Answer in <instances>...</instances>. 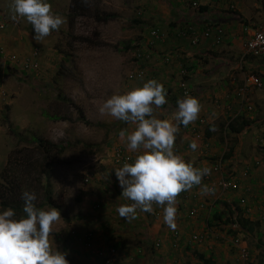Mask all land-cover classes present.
Returning <instances> with one entry per match:
<instances>
[{"label": "rangeland", "instance_id": "374dc122", "mask_svg": "<svg viewBox=\"0 0 264 264\" xmlns=\"http://www.w3.org/2000/svg\"><path fill=\"white\" fill-rule=\"evenodd\" d=\"M55 1L61 9L51 4L52 10L65 22L58 31L36 42L31 24L24 19L19 22L11 19V0H0V21L5 22V27L0 29V45H18L15 42L18 39L21 47L9 51L26 53L36 46L42 50L38 71H25L0 57V90L7 92V98L0 101V183L8 191L22 184L24 189L37 192V204L44 202L42 207L54 206L61 211L62 218L50 238L69 252L67 258L71 264H205L198 256L201 252L206 258L210 254L214 264L228 261L260 264L264 260V87L251 88L248 100L254 108L241 111L252 120L247 129L238 134L229 131L228 122L237 114L239 105L225 106L224 110L228 108L217 119L214 131L218 138L216 150L209 153L215 155L208 157L203 146L209 141L203 131L197 136L205 151L198 157H189L195 166L202 158L204 166H211L214 158L233 148V155L225 159L223 169L226 176L238 177L237 187H217L213 192L197 196L205 205L194 215L187 206L177 208L175 229L163 222L162 215L155 220V215L149 218L139 210L137 219L129 221L116 211L121 203L129 202L119 193L121 186L115 183V167L122 165L115 162L114 152L117 148L126 150V142L119 132L132 126L101 114L99 108L113 93H122L148 79H157L168 90L163 66H173L171 60H180V66L182 61L188 64L191 56L188 52L195 49L190 43L182 45L176 41L177 37L186 36L181 33L186 25L177 26V21L175 26L170 23L181 17L179 6L182 10L184 6L186 10L193 8L191 0H83L81 4L75 0ZM219 3L224 18L226 10L230 18L233 10L240 12L241 16L234 15L232 19L235 27H241L242 42L244 21L250 25L264 23V0H219ZM96 10L116 13L117 17L99 22ZM153 28H159L163 38L152 46L149 32ZM194 28L199 34L203 30L202 25ZM176 31L179 35L173 36V41L169 32ZM169 37L171 42L167 43ZM227 38L228 31L223 41ZM136 43L150 58H135ZM128 44L130 47H126ZM217 47L216 52L221 56L223 53ZM239 55H244V48L229 64L218 61L222 70H230L236 77L227 95L236 96L235 91L251 73L259 75L264 82V56L247 55L241 61L243 56L238 58ZM136 69H144L145 77L130 78L129 74ZM169 80L173 90L175 80ZM77 105L83 108L89 123L81 119ZM166 107L161 110L168 114L175 111ZM204 124L199 121L194 128L202 130L206 128ZM193 133L196 136L197 132ZM40 137L66 147L52 165L37 143ZM255 160L260 164L254 163ZM47 182L52 190L51 204L45 198ZM19 191L10 193L8 200L11 197L22 200L21 196H15ZM3 198L0 196V202ZM229 207H239L253 222L251 231L239 233L237 241L226 230L228 225L221 228L223 223L207 224L213 218L214 209L228 210ZM153 225L157 228L155 232ZM203 231L209 232L203 242L192 241L194 233ZM116 240L123 242L114 252H108L113 247L108 243ZM244 245L249 252L247 257L241 250ZM204 246H210L208 253L201 251Z\"/></svg>", "mask_w": 264, "mask_h": 264}, {"label": "clouds", "instance_id": "9594fccd", "mask_svg": "<svg viewBox=\"0 0 264 264\" xmlns=\"http://www.w3.org/2000/svg\"><path fill=\"white\" fill-rule=\"evenodd\" d=\"M11 13L13 21L24 19L32 25V38L36 42H42L52 32L58 31L65 22L52 10L50 0H11ZM0 23L5 27V22ZM159 32L161 38L156 41L163 38L160 29ZM167 97L164 85L152 78L122 93H113L104 100L99 111L132 126L119 132L126 142V150L132 155L122 166L115 167L122 196L131 203L121 204L116 209L117 213L132 221L137 219L138 210L151 213L155 205L162 209L163 222L175 229L178 195L195 191L199 186L205 194L214 188L202 184L203 179L211 175L212 168L195 166L175 149L181 126L187 127L199 118L202 110L199 98L185 93L183 98L177 99L175 111L168 114L161 110L168 102ZM189 147L196 151L198 143L193 140ZM223 155L220 157L225 166ZM257 161L254 163L258 165ZM191 194L195 196V193ZM21 199V211L13 206L0 207V264H71L67 258L69 252L62 250L55 239L50 238L62 218L61 211L54 206H39L38 194L34 190H22ZM194 202L203 201L195 199ZM157 244L159 246L160 242Z\"/></svg>", "mask_w": 264, "mask_h": 264}, {"label": "crops", "instance_id": "0c3cea01", "mask_svg": "<svg viewBox=\"0 0 264 264\" xmlns=\"http://www.w3.org/2000/svg\"><path fill=\"white\" fill-rule=\"evenodd\" d=\"M50 3L55 4L54 8L61 9L59 4L55 0H50ZM201 3L203 5V7H205L204 10L202 9L203 10L202 14L198 13V11L195 8L186 10L185 6H184L183 10H182L181 6H179L177 8V10H181V12H182L181 17H179L177 20H174L173 15L170 14L172 16V19H173L172 22H170V23H171V25H174V26L176 25V21H177V24H178L177 26H181V25L184 26V25H186L185 23H189V24L193 25L194 27H196L197 25H202V29H203L207 23L211 22L212 20L215 21V19H217L218 21L223 20L226 23V27H227V31H228V38L226 39V41L219 43V45L214 43V41L210 38H201L199 40L198 44H192L191 41L189 40L190 44L195 46V49L193 50V52H191V51L188 52L189 54H191V56H190V59L189 58L187 59V62L189 61L188 65L196 64V67H193L192 71L189 72V78L187 80H188V84H189L190 90H191L190 95H192V96L195 95V97L199 98L201 105H202V110H201V113L199 115V118L195 122L190 123L187 127L181 126L180 132L177 134V139H176L177 143L175 142V149L178 153L184 155L185 158L188 160H189L190 156L193 158L198 157L199 155H201V153H203V151H205L201 148L202 144L200 143L201 142L200 137L197 136L199 133L201 134L203 131H205L206 139L209 141L206 146H203L206 149V152L209 154V153H212L216 150L215 146L218 142L217 141L218 138H217V135L215 134L214 131L217 129V127H216L217 119H221L220 115L222 113L226 112L225 110H227V108L230 106V104L233 103L234 106L237 107V105H235V103H237L236 102V100H237L236 96L234 94L233 95H231V94L227 95L229 88H230V84L235 82L236 77L232 76V73L230 72V70H222L221 67L216 68L217 62L222 59V61L224 63L226 62L227 64H229V62L232 60V58L238 56V53L241 51V49L243 50V48H244V34H243V42H242L241 27L239 25H237L235 27L234 20L232 19L234 16H232V18H230L227 10L223 14V15H225V18L222 17V13H221L222 7L220 6L221 4L219 3V0H201ZM177 5H179V4L177 3ZM173 7L174 8H172V9H175V6H173ZM165 17H167V14H165ZM189 17H191L193 20L190 19ZM232 20H233V22H232ZM202 31H200V32H202ZM169 33L171 34L173 41H175L173 36L179 35V31H176V33H174V32H169ZM166 34H167V32H166ZM195 34L200 35L201 33L199 34L196 31ZM176 41L180 42V44H182V45H186L187 43H189L188 41L186 43V41L184 39H180L178 37H177ZM15 42H18V45H11L10 46L9 44L8 45L3 44L0 46H4V47L8 48L9 50L20 48L22 45V42L18 39H15ZM166 42L167 43L171 42L170 37L168 38V40ZM216 45H218L220 47L221 52L223 53L220 56L216 52L217 59L214 58L212 55H208L205 58V60L199 56L201 53H206V51H208V50H215L216 51L218 49V47H216ZM30 50H28V51H30ZM161 51H162V49H161ZM18 53H22V52H18ZM226 54H227V56H226ZM225 56H226V58L224 59ZM240 56L242 57L243 55H239L238 58H240ZM173 57L174 56H172V58ZM174 59H175V57H174ZM171 63H173V66L165 64L163 66V69H162L163 73L165 74L164 76H166V78H164L165 81H168V83H169V81H170L169 79L175 80V84L173 83V87H174L173 90H172V87L168 83L166 84L168 87L167 100H168V98H169V100H168L167 104H165L164 106L166 107V105H168L166 107L167 109L174 110L177 107V104H176L177 99L183 97L182 92H181V95L179 94L180 93V87H178V85H179L178 81H180V73H181L180 69L182 67V64L180 66V60H176V61L171 60ZM223 71H225L224 74H222ZM231 96H232V99L230 100ZM164 106H162V108H164ZM170 106H172V108ZM225 106H228V107H226L224 110ZM171 113H172V111H171ZM202 118L205 120L206 128L203 127L202 130L198 126H197L198 128H196V127L194 128L195 124H198L200 119H202ZM199 126H202V125H199ZM193 131L197 132L196 136H193V134H194ZM193 140H195L198 143V149L196 151H192L189 147V144ZM210 155L213 156L215 154H213V155L209 154L208 157ZM204 156L205 155L203 154V157ZM1 157H2V155L0 154V158ZM203 161H204V158H202V160L198 161L196 166L203 167L205 165V162H203ZM112 175H113V173H112ZM114 178H115L116 185H120L116 176H114ZM201 187L202 186H199L198 189L195 191L181 192L177 197V200H179V202H178L179 205H177V208H179V207L182 208L184 205V207L187 206L190 209V207L193 204L192 202H194L195 199H198V197H201V194L203 193L201 191ZM120 192L121 191H119V193ZM191 193H195V196L192 195ZM128 202L131 203V201H128ZM180 203H183V204H180ZM121 204H123V203H121ZM144 213L146 216H149V218L154 217V215H155V218H156L155 220H157V217L162 215V209L154 205L153 214H152V212L151 213L144 212ZM135 225H136V223H135ZM154 228L157 229L156 225H153V227H152L153 231L155 232ZM156 232H158V231H156ZM209 247L210 246H204L203 250H201V251H205V250L207 251L209 249ZM201 253L204 254V252H201ZM207 253H208V251H207ZM207 253H205V254H207ZM209 257H210V254L208 255V258ZM210 258H212V256ZM212 261L214 262L213 258H212ZM226 264H230V262L228 261Z\"/></svg>", "mask_w": 264, "mask_h": 264}, {"label": "built area", "instance_id": "2783aa9c", "mask_svg": "<svg viewBox=\"0 0 264 264\" xmlns=\"http://www.w3.org/2000/svg\"><path fill=\"white\" fill-rule=\"evenodd\" d=\"M191 4L193 8H198L201 5V0H191ZM0 28H4V23H0ZM188 32L192 33V44H198L201 38H214L215 42L221 43L224 40V30L221 26H214V27H206L201 32L200 35L195 34L196 29L193 26H189L187 29L182 30L181 33L183 35H187ZM161 38V34L158 28H153L150 30V41L149 43L153 46L157 39ZM41 53L42 50L40 47L36 46L32 48L30 51L26 53H17L9 51L7 48L1 46L0 47V56L5 59V62H9L12 65H16L25 71H38L40 66L41 60ZM244 55L248 56H264V23L250 25L247 24L244 27ZM135 58L138 60H146L150 58L149 54L142 50V47H137L135 51ZM188 69L182 67L181 68V80H180V87L182 89L183 95L185 93L191 94L190 88L188 87L187 81L185 80V76L188 75ZM146 72L144 69H136L129 74V77L132 79H141L144 78ZM252 87L262 88L264 87V82L262 78L257 75L256 73H251L246 76L243 85H241L236 91V99L237 104L239 105V109L236 115L244 109L253 110L254 106L248 100V94ZM7 93L1 92L0 99L6 98ZM235 115V116H236ZM200 123H205V120L202 118L200 119ZM129 152L122 148H117L114 152V159L118 165H122L126 160H128L129 156H131ZM259 164L260 162L257 161ZM212 168V173L210 176H206L202 184H207L209 187L214 188V191L217 187L228 189V188H235L238 184V179L236 177H227L224 174V163L223 159L217 158L213 161L210 166ZM217 176V177H216ZM88 181V178L86 179ZM196 186L193 187L194 190ZM213 192V191H212ZM244 201H246L244 199ZM205 202L197 203L191 207L190 214L194 215L198 212L199 208L204 207ZM264 207V202L262 204ZM249 210V209H248ZM209 232L204 233H194L192 235V241L194 242H203ZM236 239V238H235ZM238 240V237L236 241ZM158 245V244H157ZM242 253L244 257L248 256L247 247L244 245L241 247ZM115 249L111 248L108 252H114Z\"/></svg>", "mask_w": 264, "mask_h": 264}, {"label": "trees", "instance_id": "16d2710c", "mask_svg": "<svg viewBox=\"0 0 264 264\" xmlns=\"http://www.w3.org/2000/svg\"><path fill=\"white\" fill-rule=\"evenodd\" d=\"M75 2H77L78 4H81L83 2V0H75ZM204 8L205 7H203V5L201 4L198 8H195V9L198 11V13L202 14V11L204 10ZM232 12H233V16L234 15L241 16L240 12H236V9L233 10ZM95 16H96V20L97 21H99V22H107V21H110L112 19H115L117 17V14L116 13H112V12H106L104 10H96ZM247 24H248V22L244 21V25H247ZM215 25L216 26H221L223 28V30H224V36H226V32H227L226 24L223 23L222 21H218L217 19H215V21L212 20L211 22L207 23L204 26V28H206L208 26L214 27ZM189 26H193V25H191L189 23H186V26H185L184 30L187 29ZM204 28H203V30H204ZM179 38L180 39H184L186 41V43L189 40L192 43V33L191 32H188L185 37L182 36V37H179ZM210 39H212L214 41V43L219 45V43L215 42L213 37L210 38ZM190 41H189V43H190ZM129 45L130 44H128V46H126V47H130ZM135 45L141 47V45L138 44V43H136ZM218 45H216V47ZM216 51L215 50H208V51H206V53H201L199 56L202 59H204V60H205V58L208 55H212L214 58L217 59ZM246 56L247 55H243L241 61ZM182 66L184 68H187L189 70V72H190V71H192L193 67H196V64L188 65L186 63V61H182ZM220 66H221V63L217 62L216 68H219ZM189 72H188V75L185 76V80L187 81V84H188V80L187 79L189 78ZM188 87L190 88L189 84H188ZM180 90L182 92L181 88H180ZM182 94H183V92H182ZM180 95H181V93H180ZM77 110H78L79 114L82 117L81 119H84L83 120L84 122L89 123V120L85 118L83 108L81 106L77 105ZM54 117H55V119H59L60 118V117H57V116H54ZM251 121L252 120H249L243 114H241V112H239L238 115L232 116L230 118V120L228 122L229 131L231 133H235V134L241 133L243 130H245V129H247L249 127V125L251 124ZM36 140H37V143H38L39 147L42 148V150L44 151V154H45L47 160H51V161H48V163L50 165L54 164L53 162H56L57 159L59 158V155H61L66 150L65 146H63L61 144H58V143L54 142L51 139L40 137V138H37ZM233 150H234L233 148H230L228 150V152L223 155V157L226 159V158L232 156L233 155ZM230 177L232 178L233 175L230 176ZM10 183L13 184L12 182H10ZM19 186L18 185H14V188L12 187L11 189H9L10 191H8L7 186H5V185L0 183V187H1L0 188V196L4 197L3 199L8 201L7 202L5 200H1L0 204L2 205V207L13 206V207H15L17 209V211H21L22 210L23 200H20V199L16 200V199H13L12 197H11V200H8V197H10L9 194L13 193L14 191L17 192L18 190H21L18 193H16V195H15L16 197L21 196V192H22V190H24V187H23L22 184H20ZM44 191H45L46 201L51 204L52 203L51 202V200H52V190L50 189V183L49 182H47ZM120 193H122V192H120ZM6 195H8V196H6ZM225 204L227 206L229 205L228 203H225ZM38 205L42 207L43 205H45V203L41 202ZM213 218H214V220H213ZM213 218H212V220H208V225L209 226H212L213 222H215V224H217V222L219 224L223 223L221 225V228H225L226 225H228L226 230L230 234H232L233 237H235V236L237 237V235H239V233H245V232L251 231V227L253 225L252 220H250L249 218L245 217L242 214V211L240 210L239 207H236V208L229 207L228 210L223 209V208L214 209L213 210ZM122 242L123 241L116 240L113 243H108V245L113 246L111 248H115L116 249V248L120 247V243H122ZM107 248H109V246H107ZM108 251H109V249H108ZM107 255H109V254H107ZM198 256H199L200 260L202 262H204L205 264H214V262L212 261V258H210V257L206 258L205 255L202 254V253H198ZM249 264H253V263H249ZM260 264H264V260H262V262Z\"/></svg>", "mask_w": 264, "mask_h": 264}]
</instances>
